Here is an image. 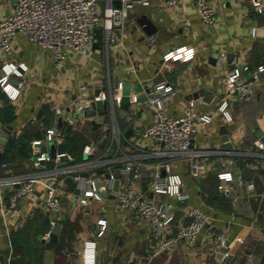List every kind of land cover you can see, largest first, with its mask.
Wrapping results in <instances>:
<instances>
[{
	"label": "crops",
	"instance_id": "1",
	"mask_svg": "<svg viewBox=\"0 0 264 264\" xmlns=\"http://www.w3.org/2000/svg\"><path fill=\"white\" fill-rule=\"evenodd\" d=\"M15 1L0 0V20L11 12ZM210 4L215 11L212 24L201 21L191 0H179L175 7L157 2L136 4L125 25L113 30L114 41H108L103 27H97L91 31L86 55L63 46L67 58L60 69L47 51L22 33L15 34L11 51L0 53V77L5 63L26 67H19L20 76L8 78L12 85L22 81L15 100L0 86V264H88L87 252L94 253V264H264V153L256 147L264 141V74L258 75V84L247 101L235 91L228 93L225 86L233 63L249 65L247 78L258 65H264V5L254 6L250 0H210ZM97 8L102 12L103 4L98 3ZM142 16L150 21L147 29L138 21ZM221 52L226 61L217 69L215 61ZM108 80L113 87L118 81L128 86L126 112L120 113L123 87L115 112L124 136L143 150L153 145L151 139L141 137L153 111L140 102L155 83L166 81L177 89L166 102L169 114L180 115L188 109L212 114L213 120L193 140V148L203 152L199 159L204 174L191 177L187 156L171 160L173 168L184 176L186 190L182 198L164 197L173 204L174 224L188 220L186 213L191 206H206L210 218L195 243L181 241L173 251L152 256L155 238L151 231L130 212L120 210L114 197L80 205L74 190L67 188L65 177L47 171L70 161L63 158L59 163L36 165L32 141L43 139L49 126L63 134L62 129L69 127L76 138L68 144L63 136L61 143L42 144L40 150L65 152L75 162L85 159L84 144L102 142V131L90 123L94 115L90 112L95 111L87 110L82 116L69 103L84 91L87 95L96 93ZM223 100L228 101L229 121L216 110ZM7 105L13 107L14 114L5 122L1 111ZM57 106L60 114L55 112ZM103 108H97L98 112H105ZM133 124L138 127L133 129ZM130 125L132 132L127 136ZM6 126L11 129L2 138ZM222 128L232 149L222 146ZM141 160V171L149 176L157 158ZM237 160L250 168L248 178L241 175ZM26 177L41 182L11 207L9 199ZM45 182L63 192L62 209L56 215L44 206ZM220 184L228 187L227 195L218 188ZM99 219L107 222L101 235ZM55 222L60 231L51 242L47 238ZM219 235L227 239L224 249ZM90 246L91 251H87ZM225 250L229 255L222 258Z\"/></svg>",
	"mask_w": 264,
	"mask_h": 264
},
{
	"label": "built area",
	"instance_id": "2",
	"mask_svg": "<svg viewBox=\"0 0 264 264\" xmlns=\"http://www.w3.org/2000/svg\"><path fill=\"white\" fill-rule=\"evenodd\" d=\"M100 0H16L11 12L0 20V53L11 51V40L16 33H22L40 49L47 51L54 61L57 69L63 66L67 53L62 47L67 46L83 55L88 53L86 45L89 43L91 31L103 27L108 41H114V29L122 28L128 20L129 12L136 4L149 6L153 2L159 5L175 7L179 0H121V5L116 7L112 0H102L103 10L98 11ZM195 5L199 18L204 24H212L215 20V11L210 0H191ZM254 6H263L264 0H250ZM226 61V54L221 52L215 61L217 69L222 68ZM26 69L23 63H5L1 66L3 71L0 77V86L9 99L15 100L22 87V81L16 85L9 83L10 75L20 76L19 70ZM249 65L233 67L226 76L225 86L228 93L237 91L241 100L247 101L252 91L257 86L259 74H264V65H258L247 78ZM123 83L118 81L113 87L110 80L106 85L99 87L96 93L87 95L84 91L78 99H73L69 107L75 112L84 115L87 110H94L93 119L102 131L101 141L105 142L104 148L99 150L93 141L83 145L82 152L85 159L80 162L73 161L65 152L54 154L40 150V145H57L63 140L64 134L53 126L45 129L43 139L32 141L34 159L37 166L45 162H60L65 158L63 166L47 170L50 175L71 176L74 181L76 197L80 205L91 202H101L113 194L117 207L132 214L138 223H144L155 238L152 256L171 252L181 242L193 244L204 229L210 215L200 206H191L187 210L186 222L174 224L172 219L173 204L167 198H182L186 190V181L181 172H177L171 160L177 157L190 158L189 174L199 177L204 174V165L199 157L202 151L193 148L194 138L198 131L213 120L211 113H202L196 109L185 110L180 115H171L166 110V102L177 91L166 81L155 83L146 92L145 98L140 102L143 108L153 111L152 121L143 127L141 137L153 141L150 150H143L138 143L128 140L119 126L115 107L120 101ZM106 101L103 108L105 112H98L97 102ZM228 101L223 100L216 110L226 120H231L227 111ZM57 114L61 107L55 108ZM138 127V126H137ZM133 124V129L137 128ZM1 129V127H0ZM125 143V144H124ZM256 147L264 153V141H259ZM156 157V162L151 167L150 175L143 174L141 158ZM118 186L115 189V181ZM147 181L149 197L141 189L142 181ZM36 177H26L10 197V206L15 207L19 199L27 196L36 189ZM41 182V181H39ZM44 184V206L46 210L56 215L62 209V190L52 183ZM219 189L227 195L229 189L226 185H218ZM161 196L163 198H161ZM98 235L107 227L105 219L97 221ZM219 244L223 249L227 246V239L218 236ZM93 249V247H92ZM91 251V246L87 247ZM93 251V250H92ZM91 256H90V255ZM229 255L222 251V258ZM88 264H94L93 252H87Z\"/></svg>",
	"mask_w": 264,
	"mask_h": 264
},
{
	"label": "water",
	"instance_id": "3",
	"mask_svg": "<svg viewBox=\"0 0 264 264\" xmlns=\"http://www.w3.org/2000/svg\"><path fill=\"white\" fill-rule=\"evenodd\" d=\"M99 3L100 4H103V1L100 0ZM112 4L114 6H116V7H119L121 5V0H112ZM155 9L157 10V8H155ZM138 21H139V23L144 24L145 25L144 26L145 28L148 25H150V21L145 16L140 17L138 19ZM127 87H128L127 85H124L123 86V96H122L121 103H120V105L122 107V110H120L121 115H124L125 114V112H126L125 109L128 106V104H129L128 103L129 102V98H128V92L129 91H128V88ZM200 93L202 94V91H200ZM235 93L237 94V91H235ZM105 106H106V101H104L103 103H101V102H97L96 103V107L98 109H100L101 107H105ZM93 114H94L93 111L90 112V115H93ZM90 123H91V125L93 127L98 126V123L94 119H91L90 120ZM10 129H11L10 126L3 127V130L1 132L2 138H6L7 137V134H8V132H9ZM222 129H223V131H222V133H223V136H222V142H223V144H222V146L224 148H227V149H232V145L228 141V136L225 133L224 128H222ZM131 132H132V125H130L128 127V129L126 130L125 134L127 136H129ZM52 152H53V149H52ZM216 165L220 167L221 166V161L220 160H217L216 161ZM237 167L239 168V170L241 172V175L243 177H245V178H248L249 177V174L251 173L250 168L242 160H237ZM64 182L66 183L68 189H72V190H74L75 193H77V190L74 189V181L72 180V177L71 176L65 177ZM117 186H118V180L115 181V184H114L115 189L117 188ZM141 189L149 197H152V193L151 192H147V183L146 182L142 181V183H141ZM110 196L113 197V194H111ZM59 231H60V224L58 222H55L54 225L52 226L51 232H50L49 237L47 238V240L48 241H51V242L56 241L57 235H58Z\"/></svg>",
	"mask_w": 264,
	"mask_h": 264
},
{
	"label": "trees",
	"instance_id": "4",
	"mask_svg": "<svg viewBox=\"0 0 264 264\" xmlns=\"http://www.w3.org/2000/svg\"><path fill=\"white\" fill-rule=\"evenodd\" d=\"M13 114H14V113H13V107H12L11 105H7V106L5 107V109L3 108V110L1 111V119H2V120H5V122H6V120H7L8 118H10L11 116H13ZM62 131L64 132V140H63V141H65V143L67 142V143L69 144L71 140H73V139L76 138V133H75V132L72 133V132L70 131V128H69V127H66V126H65V128L62 129ZM70 133H72V136L70 135ZM81 135H82V134H81ZM78 136H79V135H78ZM10 144H11V145L13 144L12 141L9 143V146H10ZM97 144H98V146H100L101 149H102V148H104L105 142H100V141H99ZM78 159H79V157H76V160H78ZM200 207H202L205 211L208 212L206 206L202 205V206H200Z\"/></svg>",
	"mask_w": 264,
	"mask_h": 264
}]
</instances>
